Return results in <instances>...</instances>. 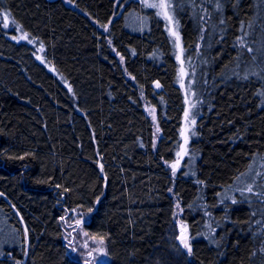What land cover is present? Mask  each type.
<instances>
[{
    "label": "trees",
    "instance_id": "1",
    "mask_svg": "<svg viewBox=\"0 0 264 264\" xmlns=\"http://www.w3.org/2000/svg\"><path fill=\"white\" fill-rule=\"evenodd\" d=\"M169 7L195 118L174 173L185 96L153 8L0 0V264H84L64 235L77 210L101 264H264V0Z\"/></svg>",
    "mask_w": 264,
    "mask_h": 264
},
{
    "label": "rangeland",
    "instance_id": "2",
    "mask_svg": "<svg viewBox=\"0 0 264 264\" xmlns=\"http://www.w3.org/2000/svg\"><path fill=\"white\" fill-rule=\"evenodd\" d=\"M64 1L69 3V0H64ZM141 2L143 3V5H146L148 7H150L149 5H156V4L166 5L164 7H150V8H153L156 11V13L164 20L166 31L169 34L172 42L174 43L176 50V57L180 64L179 81L185 96V110H184L182 125L180 129V144L176 154V158L172 162L167 163L168 168L174 173L179 169L183 159L187 155L188 143L193 133L194 124H195V118L192 111L193 103L191 101L190 94L185 84L187 71L183 59V46H182V41L179 34L177 22L174 19L169 7V0H141ZM135 15L137 21L136 24H132L134 23V20L132 18ZM0 18L2 19L5 25L6 24L8 25L7 28L11 29L12 24L10 20L8 18L7 20H5V16H0ZM126 19L129 22L130 21L132 22L130 23V25L131 27H135V29L143 30L146 28L145 24L147 20L143 15L139 14L138 12L130 10L127 13ZM13 38L17 41H24L32 44L35 49V57L37 58V60L40 61L42 64H44L50 71L54 72L49 62H47V60L45 59L42 53V49L39 46L35 45L33 42H31V40L28 38V36L25 33L20 31L19 29H15L13 33ZM173 166H175V171L173 170ZM87 217L88 215H86V213L77 210L74 212H69L64 220L65 222L64 235L67 242L69 243L71 252L77 257H79L84 262V264H101L104 262H108L109 261L108 254L106 252L103 243L97 240L96 238L88 237L86 235V231L83 229V222L87 219ZM182 230H185L184 225H181L180 227V231ZM182 245L184 246V243H182Z\"/></svg>",
    "mask_w": 264,
    "mask_h": 264
},
{
    "label": "snow or ice",
    "instance_id": "3",
    "mask_svg": "<svg viewBox=\"0 0 264 264\" xmlns=\"http://www.w3.org/2000/svg\"><path fill=\"white\" fill-rule=\"evenodd\" d=\"M149 6L150 7H164L166 5L156 4V5H149ZM3 15L5 16V20H7V14H3ZM5 26L7 27L8 25L6 24ZM157 87H159L158 84H157ZM173 170L175 171V166H173ZM179 239L181 240L182 243H184V246L187 248L188 247V244H187L185 238L183 236H181Z\"/></svg>",
    "mask_w": 264,
    "mask_h": 264
},
{
    "label": "water",
    "instance_id": "4",
    "mask_svg": "<svg viewBox=\"0 0 264 264\" xmlns=\"http://www.w3.org/2000/svg\"><path fill=\"white\" fill-rule=\"evenodd\" d=\"M181 236H183L184 238H186V229L180 231L179 236L177 238L178 243H181V240L179 239Z\"/></svg>",
    "mask_w": 264,
    "mask_h": 264
}]
</instances>
